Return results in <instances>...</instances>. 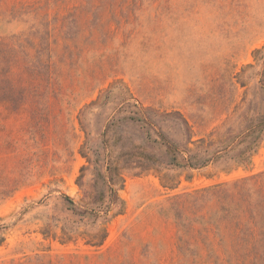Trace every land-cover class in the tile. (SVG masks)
<instances>
[{
	"label": "rangeland",
	"instance_id": "obj_1",
	"mask_svg": "<svg viewBox=\"0 0 264 264\" xmlns=\"http://www.w3.org/2000/svg\"><path fill=\"white\" fill-rule=\"evenodd\" d=\"M263 71L264 0H0V264H264Z\"/></svg>",
	"mask_w": 264,
	"mask_h": 264
},
{
	"label": "trees",
	"instance_id": "obj_2",
	"mask_svg": "<svg viewBox=\"0 0 264 264\" xmlns=\"http://www.w3.org/2000/svg\"><path fill=\"white\" fill-rule=\"evenodd\" d=\"M263 76H264V71H263ZM139 110L136 112V116H130L132 120L136 121H141L143 126L146 127L145 134L146 137L156 143V144H161L166 147V150L168 151L170 158H169V163L174 164L175 166L183 167V168H198L206 165L212 158H205V159H195L192 156H185L184 154L181 153L180 149L172 142L170 139L167 138V136L163 133L162 130H157L155 128V122L154 120L147 115V111L142 107L139 106ZM153 131V132H152ZM156 133L157 137H154L153 133ZM256 142V140L251 141L249 145H247L244 149H242L239 152V159L237 160L238 163L242 164H248L251 162V153L250 151L254 147L253 143ZM106 171H107V181L111 185L117 184L119 181L123 182L124 179L121 176L120 170L118 166L114 165L112 162H108L106 165ZM247 179L244 180V182ZM236 184V183H235ZM231 185V186H236V185ZM111 189V200L112 204L117 203L119 200L121 201L119 195H118V190L114 188L113 186L110 187ZM215 190V192L218 194V201L222 204H228L233 201V196H230L227 194V190L224 189L221 185H217L213 188H209ZM0 195H4L3 192H0ZM225 195V196H221ZM244 197V196H243ZM246 199V197H244ZM241 202L244 203L243 199H240ZM246 201V200H245ZM109 209H106V214L108 213ZM85 213L88 211H84ZM253 214L250 212L248 214L249 220H253ZM100 216V215H99ZM105 220H109L108 215L103 216ZM237 224H240V218H237ZM106 231V230H104ZM106 234L104 232L102 238L100 240H97V236H91L90 239L87 240V243L91 244H101V242L104 240Z\"/></svg>",
	"mask_w": 264,
	"mask_h": 264
}]
</instances>
